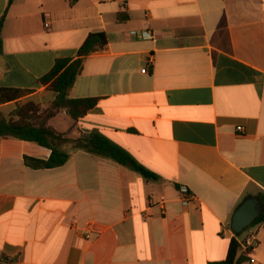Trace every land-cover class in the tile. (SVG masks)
Masks as SVG:
<instances>
[{"label":"crops","instance_id":"crops-1","mask_svg":"<svg viewBox=\"0 0 264 264\" xmlns=\"http://www.w3.org/2000/svg\"><path fill=\"white\" fill-rule=\"evenodd\" d=\"M3 15L0 88L29 93L0 103V120L50 98L39 79L103 32L67 94L97 104L49 125L98 133L157 179L71 142L58 144L63 165L38 168L49 149L0 137V264H210L249 233L257 246L240 247V264H264V220L243 237L231 228L247 198L264 212V0H0ZM90 223L88 240L78 230Z\"/></svg>","mask_w":264,"mask_h":264},{"label":"trees","instance_id":"trees-1","mask_svg":"<svg viewBox=\"0 0 264 264\" xmlns=\"http://www.w3.org/2000/svg\"><path fill=\"white\" fill-rule=\"evenodd\" d=\"M77 1L69 0V5L72 6ZM4 18V15L0 18V31ZM106 44L107 38L103 32L90 33L78 50V59H56L50 71L39 79V83L46 86V90L53 97L46 110L43 113H38L37 108L39 106L33 101L17 104L16 108L10 112L8 119L0 120V137H13L30 141L49 149L51 153L48 160H33L38 168H53L63 165L68 159V154L59 151L58 144L71 142L75 148H84L91 153L107 157L136 172L147 181L156 180L157 176L152 171L145 168L126 150L112 143L106 137L92 132L76 139H69L65 133L59 132L49 125V121L61 111H65L66 115L76 122L97 104L96 98L73 99L69 98L67 94L82 72L83 59L91 53L102 50ZM1 47L2 40L0 38V53ZM28 93L26 90L0 88V103L18 100ZM263 220L264 212L252 225ZM239 251V243L232 238L225 260L210 264H240L242 257L238 256ZM244 253L247 254L248 252L244 251ZM2 259L3 257H1Z\"/></svg>","mask_w":264,"mask_h":264},{"label":"built area","instance_id":"built-area-1","mask_svg":"<svg viewBox=\"0 0 264 264\" xmlns=\"http://www.w3.org/2000/svg\"><path fill=\"white\" fill-rule=\"evenodd\" d=\"M136 36L141 38L142 40H153L155 38V35L148 30H141L136 33ZM151 61H148V65ZM142 73H147L148 72V66L146 65L144 69L141 70ZM241 127H237L238 131H241ZM179 193H180V198H181V204L183 206L188 205L190 202L193 201L194 197L190 193L187 187L181 186L179 188ZM84 235V237L88 240L92 239V234H95L96 236L99 235V231L93 224H88L85 227L79 229ZM240 247L243 248L244 251H247L248 253H251L255 247L257 246V240H256V235L254 233H249L246 238L244 239L243 242L239 243ZM247 253V254H248ZM249 262L251 264L255 263V259L250 258Z\"/></svg>","mask_w":264,"mask_h":264},{"label":"water","instance_id":"water-1","mask_svg":"<svg viewBox=\"0 0 264 264\" xmlns=\"http://www.w3.org/2000/svg\"><path fill=\"white\" fill-rule=\"evenodd\" d=\"M261 209L258 201L254 198H247L235 211L231 228L235 234H241L250 227L260 216Z\"/></svg>","mask_w":264,"mask_h":264},{"label":"rangeland","instance_id":"rangeland-1","mask_svg":"<svg viewBox=\"0 0 264 264\" xmlns=\"http://www.w3.org/2000/svg\"><path fill=\"white\" fill-rule=\"evenodd\" d=\"M52 94H51V97L49 98V97H46L45 99H41V100H36V101H33V100H28V101H33L35 104H37L39 107L37 108L38 109V113L39 112H44V110H46V108H47V106H48V103L52 100ZM25 102H27V101H24V102H22V101H20V103H17V104H21V103H25ZM17 104L15 105V107L14 108H16V106H17ZM13 108V109H14ZM12 109V110H13ZM11 110V111H12ZM10 111V112H11ZM10 112H9V115H8V113H6V115L8 116V118H9V116H10ZM61 120V119H60ZM70 144H67V147L68 148H70ZM255 225H253V226H250L251 228H253ZM245 233H246V231H243L241 234H239L241 237H243V236H245Z\"/></svg>","mask_w":264,"mask_h":264}]
</instances>
